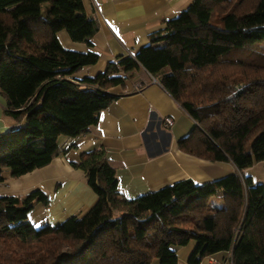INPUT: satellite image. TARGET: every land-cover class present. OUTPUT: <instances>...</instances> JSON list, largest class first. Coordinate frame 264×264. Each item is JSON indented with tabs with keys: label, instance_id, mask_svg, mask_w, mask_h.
<instances>
[{
	"label": "trees",
	"instance_id": "16d2710c",
	"mask_svg": "<svg viewBox=\"0 0 264 264\" xmlns=\"http://www.w3.org/2000/svg\"><path fill=\"white\" fill-rule=\"evenodd\" d=\"M63 29L87 49L65 48ZM97 30L83 0H0V94L5 115L21 122L0 131V184L5 170L18 177L49 164L63 152L62 136L87 133L116 98L107 89L139 69L192 118L181 150L240 171L264 160V64L228 58L264 41V0H193L134 55L76 79L99 59ZM74 166L97 196L82 217L37 228L29 212L48 204L46 194L0 195V264H179L176 248L191 239L189 264L229 250L232 264H264V185L251 177L186 178L127 198L103 147L83 151ZM216 195L223 204L211 208Z\"/></svg>",
	"mask_w": 264,
	"mask_h": 264
},
{
	"label": "crops",
	"instance_id": "0c3cea01",
	"mask_svg": "<svg viewBox=\"0 0 264 264\" xmlns=\"http://www.w3.org/2000/svg\"><path fill=\"white\" fill-rule=\"evenodd\" d=\"M193 0H83L85 13L98 23L92 36L98 61L81 69L76 79L94 77L107 62L122 55H134L149 42L150 33L166 20L176 17ZM65 47L86 50L83 42L73 41L67 30L59 31ZM140 87V88H139ZM107 92L116 98L99 114L97 123L81 136L60 139L62 153L40 168L18 177L3 171L0 195L24 196L34 189L47 195V205L36 203L29 212L43 216L42 222L55 225L71 215L84 216L97 196L86 183L83 170L74 166L83 151L103 147L109 164L115 169L118 185L127 198H135L178 180L191 178L197 183L213 179L212 162L180 149L178 141L193 128V120L159 81L144 69L125 73L123 84ZM7 101L0 94V131L20 124L6 117ZM165 117L173 119L166 125ZM221 162V161H220ZM183 251V250H182ZM179 264H189L186 252L179 254ZM232 264L231 250L202 258L200 264ZM226 264V263H225Z\"/></svg>",
	"mask_w": 264,
	"mask_h": 264
},
{
	"label": "rangeland",
	"instance_id": "374dc122",
	"mask_svg": "<svg viewBox=\"0 0 264 264\" xmlns=\"http://www.w3.org/2000/svg\"><path fill=\"white\" fill-rule=\"evenodd\" d=\"M65 48L70 49V50L85 51V50L78 49L76 47H65ZM228 58L231 60H236V61L241 60V61L255 63V64H264V41L254 43L250 45L249 47L238 50V51H233L228 56ZM84 67L81 69H84ZM81 69L75 72V76L81 75ZM6 117L8 116H5V121L7 122L8 118L6 119ZM193 127H194V123H193ZM64 137H67V136H62L60 139ZM211 162H212L213 167L211 168L210 172L214 176L213 179L222 177L229 173H238V175L241 178H243L244 176H249L252 178L255 184L261 183L264 185V160L256 161L251 166L245 168L242 171L237 169L236 166L231 161H221V162L211 161ZM222 204H223L222 196H219V195L213 196L209 198L208 200V206L211 208L214 206H220ZM31 220L34 226L37 228L46 224L42 222L43 216L40 213L34 214L31 217ZM195 246H196V241L194 239H191L186 245L179 246V254L181 255L183 252L184 253L186 252V259H188L192 250L195 248ZM224 255L226 256V253L224 254L221 253L217 255L216 257L219 258V260L223 261L224 264L225 263L230 264L229 260L226 259V257L223 258ZM150 264H160L159 258L158 257L152 258Z\"/></svg>",
	"mask_w": 264,
	"mask_h": 264
},
{
	"label": "built area",
	"instance_id": "2783aa9c",
	"mask_svg": "<svg viewBox=\"0 0 264 264\" xmlns=\"http://www.w3.org/2000/svg\"><path fill=\"white\" fill-rule=\"evenodd\" d=\"M140 88V87H139ZM164 122L166 125H172L173 124V119L171 117H165L164 118ZM20 127V124H15V125H11L8 127V130H16Z\"/></svg>",
	"mask_w": 264,
	"mask_h": 264
}]
</instances>
